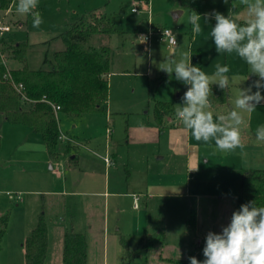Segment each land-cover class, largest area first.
Wrapping results in <instances>:
<instances>
[{
    "label": "rangeland",
    "instance_id": "obj_1",
    "mask_svg": "<svg viewBox=\"0 0 264 264\" xmlns=\"http://www.w3.org/2000/svg\"><path fill=\"white\" fill-rule=\"evenodd\" d=\"M234 2L238 8L239 0H234ZM231 3L232 0H229L227 5L223 3V0H39L36 11L40 13L43 23L35 28L31 15L17 13L18 0H15L10 15L12 30L5 43L8 47L18 43L28 44L26 61L29 68L47 70L50 66L44 63L45 59L53 60L56 52L65 50V44L59 37L71 25L82 19L89 20L95 14L98 18L99 16L105 17L115 25L119 33L101 34L91 41V45L96 49L109 46L114 51L107 105L101 112L80 116L59 112L57 119L60 132L70 140L68 142L73 146V152L77 151L81 167L93 163L98 169L103 168L106 146L112 141L117 158L107 156L109 164L112 165L110 171L108 170L110 174L107 172V176H110L111 180L116 178L125 181L129 177L126 164L130 165L133 175L137 174V166L143 165L153 170L159 165L167 167L166 164H169L168 159L165 162L158 161L157 146L151 149L139 142L138 129L148 127L155 121L154 110L157 101L170 103L175 113L176 104L181 103V97L187 90V86L178 82L174 74L169 77L158 68V65L173 52L179 59L184 51L199 50L203 57L202 70L210 76L214 74L216 64L227 65L230 69L227 75L230 77L232 106L240 87L246 88L257 79L255 76L248 77L250 73L247 64L235 53H217L210 37L211 27L215 24L214 19L207 23L201 19L203 31L200 34H194L192 25L189 23L191 10L202 17L213 10L227 15ZM134 9L137 12H134ZM177 12H182V14L175 16ZM235 18L239 17L236 15ZM21 22H23L22 26H20ZM165 29L171 30L177 38L178 47L175 50H171L168 44L161 40V32ZM141 35H150V43L143 42ZM4 55L11 69L21 67L19 62L10 58L9 50L5 49ZM255 90L254 88L253 91ZM261 92L264 95V90ZM260 105L264 106V101ZM244 116L248 117V113H244ZM168 118L173 119L172 116ZM0 119V136L7 135L6 132L12 125L5 121L2 114H0ZM176 121L179 124L182 123L177 117ZM257 126V123L247 124L243 131L251 138H255ZM22 128L28 129L25 126ZM131 129L134 140L128 139L126 134V130ZM37 136L38 142L36 140L29 144L23 142L20 146L17 144L21 143V138L19 142L11 141V143L8 142L11 138H7L0 161L2 159L6 161L11 154L15 156L14 159L18 160L32 159L36 161L33 169L36 168L42 172L39 176H48L52 172L50 165H46L45 147L42 148V152L39 148V142H43L44 146L45 142L39 134ZM200 143L209 148L215 146L214 141L207 144L202 141ZM14 159L12 158L13 166L10 168H16L19 165L18 162H14ZM3 161L1 165L5 164ZM133 163L134 165L131 166ZM145 174L147 175L148 172ZM9 176L12 177V173L0 171V214L9 216L8 233L4 236L0 251V264H25L22 245L25 242L24 215L29 210L26 201L38 197L41 199L43 193H45L44 198L48 200L51 195L46 194V191L50 188L47 185L35 186L31 189L42 192L38 196L28 195L24 188L15 186L11 180H7ZM18 191L25 192L21 196L24 203L17 200ZM8 193L14 195L15 199L11 200ZM118 205V199H110L112 236L109 242L105 243L99 235L88 236V264H172L168 259L187 260L190 256H195L200 261L204 259L202 250L205 240L202 245H195L196 239L194 240V236L190 235L192 234L190 229L188 233H183L182 237L174 229L162 232L160 244H156L147 252L140 249L137 257L129 258L124 253L118 237L114 235L120 227ZM79 206V211L82 213L81 203ZM152 239L156 241V238ZM140 240L135 236L127 240L130 251L139 246Z\"/></svg>",
    "mask_w": 264,
    "mask_h": 264
},
{
    "label": "crops",
    "instance_id": "obj_2",
    "mask_svg": "<svg viewBox=\"0 0 264 264\" xmlns=\"http://www.w3.org/2000/svg\"><path fill=\"white\" fill-rule=\"evenodd\" d=\"M236 12L238 21L246 19V13L241 6L236 8ZM10 19L12 21V18ZM22 24L23 22L20 26ZM10 33L6 35L7 39ZM233 107L230 92L229 106H211L209 110L215 117L226 114ZM172 117L171 120L166 118L165 127L162 129L156 120L148 127L139 128L140 141L137 138L141 144L151 149L157 146V159L164 162L168 159L167 167L159 165L150 170L143 165L137 166V174L133 175L130 165L126 164L129 177L125 181L116 178L111 180L110 176H107V172L110 174L112 167L107 156L117 158L112 141L106 146V157L103 160L105 166L101 169L93 163L81 167L77 151L72 150L73 146L70 147L69 153H62L58 158L53 159L43 142H39V148L42 152V148L45 147L46 165H50L52 172L48 176H39L42 172L33 169L36 161L32 159L18 160L11 154L6 160L8 163L3 161L4 159L0 161L1 164L3 161L6 165L5 167L0 164V171L12 173V177L9 176L7 180H11L15 186L24 188L26 194L38 196L42 191L31 189L35 186L47 185L50 188L46 191V194L51 195L48 200L44 198L45 193H43L41 199L38 197L26 201L29 210L24 215L23 226V236L26 240L36 228L38 217L44 211L49 239L44 264H63L64 238L68 231L84 234L87 240L91 234L99 235L105 243H108L112 236L111 198L119 201L120 227L114 235L118 237L121 246L122 239L127 241L132 236L140 239L156 238V244H160L162 232L174 229L180 236L188 233L187 222L192 212L196 213V229L191 230L190 235L194 236V240L196 239L197 246L203 244L209 231L219 233L222 227L230 222L233 211L239 209L237 200L240 194L242 170L264 169V142L258 141L256 137L251 138L242 130L244 148H237L233 152H221L216 146L209 148L201 145V141H196L182 123L176 121L175 113ZM245 119L246 125L264 124V106L259 104L256 111L248 113ZM5 121L7 122L6 118ZM10 125L12 126L6 132L7 135L1 136L0 157L7 138H11L8 139L9 143L19 142L21 138V143L17 146L23 142L27 144L34 140L38 142V136L33 134L35 132L32 129L22 128V125ZM126 134L128 139L134 140L132 129L126 130ZM12 158L14 162L19 163L18 167L10 168L13 166ZM133 165L134 163L131 166ZM145 172L148 174L146 175ZM25 192L18 191L17 200L21 203H24L21 196ZM9 195L12 194L8 193L10 198ZM80 203L82 213L79 211ZM140 243L137 248L140 247ZM168 261L170 262L169 259Z\"/></svg>",
    "mask_w": 264,
    "mask_h": 264
},
{
    "label": "trees",
    "instance_id": "obj_3",
    "mask_svg": "<svg viewBox=\"0 0 264 264\" xmlns=\"http://www.w3.org/2000/svg\"><path fill=\"white\" fill-rule=\"evenodd\" d=\"M15 0H0V10L8 9ZM119 33L115 25L105 17L93 15L71 25L61 35L65 50L56 52L53 60L45 59L49 69L32 70L27 64L28 44L18 43L7 46L3 41V53L11 52L10 58L22 66L11 70V79L5 78L6 70L0 66V114L11 124L22 125L39 134L45 142L51 158L69 153L71 144L60 141L57 113L64 112L80 116L103 111L109 99V76L114 64L113 50L109 46L96 49L91 45L94 37L101 34ZM192 63L202 68V53L191 50ZM22 85L19 90L16 86ZM212 107L229 106L230 88L219 89L212 86ZM25 96V99H23ZM59 108V110H57ZM155 120L159 127H165L166 118L173 116L170 103L157 101ZM2 137L0 136V151ZM255 201L256 206H264V169L242 170L240 194L237 206ZM9 226L8 214H0V251ZM187 226L196 229V213L192 212ZM157 242L143 237L140 247L130 251L125 239L121 244L126 255L133 259L138 251L149 250ZM49 245L48 224L45 215L38 217L37 226L26 238L23 248L25 264H44ZM88 244L84 234L68 231L64 238L63 264H88ZM172 264H190L187 260H170Z\"/></svg>",
    "mask_w": 264,
    "mask_h": 264
},
{
    "label": "clouds",
    "instance_id": "obj_4",
    "mask_svg": "<svg viewBox=\"0 0 264 264\" xmlns=\"http://www.w3.org/2000/svg\"><path fill=\"white\" fill-rule=\"evenodd\" d=\"M229 4V0H223ZM246 13V19L238 21L237 5L232 0L227 15L213 10L203 17L191 10L188 18L194 34H200L204 23L214 19L210 37L218 54L235 53L248 66L249 76L255 79L248 87L239 89L234 107L226 114L214 117L210 111L213 97L212 86L225 90L230 85V71L227 65L216 64L213 75H208L198 65L192 63V53L184 51L176 58L175 52L158 65L160 71L172 76L187 86L176 104L175 115L191 136L205 144L214 141L221 152L243 149L242 130L246 127L244 113L256 111L264 101V0H239ZM39 0H18L16 11L20 15H31L33 27L38 28L43 19L36 9ZM143 37V42L146 41ZM174 46L176 39L173 37ZM149 51L150 50H147ZM247 77V79H248ZM256 89L253 91V89ZM258 141L264 142V124L258 125L255 132ZM196 170V169H193ZM202 261L190 256V264H264V206H256L255 201L244 203L233 211L230 222L219 233L209 231L205 238Z\"/></svg>",
    "mask_w": 264,
    "mask_h": 264
},
{
    "label": "built area",
    "instance_id": "obj_5",
    "mask_svg": "<svg viewBox=\"0 0 264 264\" xmlns=\"http://www.w3.org/2000/svg\"><path fill=\"white\" fill-rule=\"evenodd\" d=\"M14 3V2H13ZM12 3V4H13ZM12 9H13V5H11L8 9L6 10H0V66L2 65L5 70V78H9L11 79V68L8 66V60L6 58V56L3 53V41L6 38V35L9 34L12 30V21L10 19V15L12 13ZM134 12H137L136 9L133 10ZM143 37H146V43H150V35L148 36H143L141 35V40H143ZM173 37H175L176 39V44L178 45V41L176 36L173 34V32L169 29H165L161 32V40L163 42H166L168 44V46L171 49H175L176 46H174L173 43ZM17 89L21 90L22 89V85H18L16 86ZM23 99H25V96H23ZM57 110H59V108H57ZM60 141L62 143H67L68 141H70L66 136L61 135L60 136ZM11 199H15L14 195H9ZM20 199V198H19Z\"/></svg>",
    "mask_w": 264,
    "mask_h": 264
},
{
    "label": "water",
    "instance_id": "obj_6",
    "mask_svg": "<svg viewBox=\"0 0 264 264\" xmlns=\"http://www.w3.org/2000/svg\"><path fill=\"white\" fill-rule=\"evenodd\" d=\"M182 14V12H177V13H175L174 15L175 16H180Z\"/></svg>",
    "mask_w": 264,
    "mask_h": 264
}]
</instances>
